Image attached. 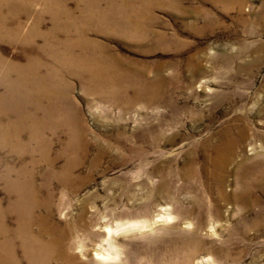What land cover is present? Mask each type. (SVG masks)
<instances>
[{"label":"rangeland","instance_id":"obj_1","mask_svg":"<svg viewBox=\"0 0 264 264\" xmlns=\"http://www.w3.org/2000/svg\"><path fill=\"white\" fill-rule=\"evenodd\" d=\"M173 2L150 8L146 28L159 38L91 35L147 78L158 75L161 99L124 108L67 78L82 127L105 149L95 164L78 168L75 189L51 181L50 222L84 264H264V167L257 164L264 158V0ZM5 3L11 13L20 4ZM30 4L22 22L43 14L47 29L49 3ZM66 7L79 16L85 3L67 0ZM114 13L97 19L117 18ZM18 45L0 40L1 55H18L25 49ZM237 126L246 131L234 158L215 162L221 131L230 128L236 137ZM57 150L54 144L52 153ZM0 200H6L1 184ZM131 223L141 226L114 231ZM108 241L115 258L94 261L92 251L110 250Z\"/></svg>","mask_w":264,"mask_h":264},{"label":"bare ground","instance_id":"obj_2","mask_svg":"<svg viewBox=\"0 0 264 264\" xmlns=\"http://www.w3.org/2000/svg\"><path fill=\"white\" fill-rule=\"evenodd\" d=\"M5 1L0 0V40L15 46L19 43L25 49L9 58L0 53V184L6 195L4 202L0 200V264H84L66 247L67 234L50 222V185L54 180L63 188L75 189L80 181L78 168L84 162L95 164L105 147L82 127L77 106L68 97L67 78H76L87 95L112 105L130 108L139 102L144 106L158 103L161 78H147L130 59L121 61L91 35H116L137 42L157 36L146 28L151 22L147 17L150 8L163 0L148 4H143L145 0H89L92 7L87 5L89 1L81 0L85 8L79 16L67 10V0H43L49 3L46 9L53 10L47 29H43V14L27 27L22 22L31 13L30 3L36 0H15L20 4L13 13ZM103 2L107 6L101 9ZM175 9L184 11L179 3ZM111 12H116L117 18L97 19ZM244 129L237 126L236 137L231 136L230 128L221 131L213 150L215 162L234 158L233 148L244 140ZM54 144L58 150L52 153ZM92 147L95 154L89 158ZM259 148L264 156V139ZM59 160L62 164L56 167ZM257 164L264 167V158ZM8 217L13 218L12 224ZM138 226L131 223L114 231ZM107 243L110 250L92 251L94 261L115 258L113 244Z\"/></svg>","mask_w":264,"mask_h":264}]
</instances>
